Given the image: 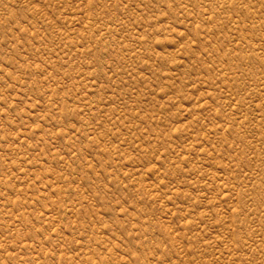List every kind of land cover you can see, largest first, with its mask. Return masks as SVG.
Returning a JSON list of instances; mask_svg holds the SVG:
<instances>
[{
  "label": "rangeland",
  "instance_id": "obj_1",
  "mask_svg": "<svg viewBox=\"0 0 264 264\" xmlns=\"http://www.w3.org/2000/svg\"><path fill=\"white\" fill-rule=\"evenodd\" d=\"M0 264H264V0H0Z\"/></svg>",
  "mask_w": 264,
  "mask_h": 264
}]
</instances>
